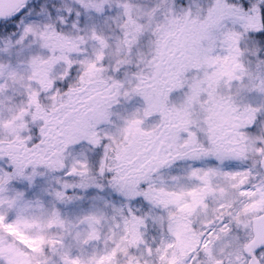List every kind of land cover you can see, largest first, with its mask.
Wrapping results in <instances>:
<instances>
[{
	"label": "snow or ice",
	"instance_id": "1",
	"mask_svg": "<svg viewBox=\"0 0 264 264\" xmlns=\"http://www.w3.org/2000/svg\"><path fill=\"white\" fill-rule=\"evenodd\" d=\"M0 264H264V0H0Z\"/></svg>",
	"mask_w": 264,
	"mask_h": 264
}]
</instances>
